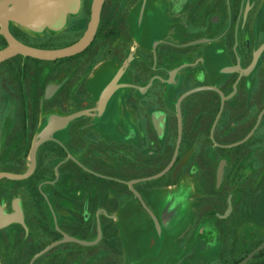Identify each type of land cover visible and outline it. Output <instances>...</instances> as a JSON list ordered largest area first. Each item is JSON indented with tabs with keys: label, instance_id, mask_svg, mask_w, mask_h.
<instances>
[{
	"label": "flooded vegetation",
	"instance_id": "1",
	"mask_svg": "<svg viewBox=\"0 0 264 264\" xmlns=\"http://www.w3.org/2000/svg\"><path fill=\"white\" fill-rule=\"evenodd\" d=\"M87 2L85 0L86 8ZM156 2L162 9L150 7L153 15L148 16V23H157L156 20L160 19L171 26V30L165 31V39L152 44V66L147 70L153 80L147 82L146 87H140L139 78L143 79L141 69L131 71L130 79L121 83V78L126 75V70L121 67L117 84L127 86L128 95L125 98L131 102L135 90L145 95L160 82L158 74H155L160 66L159 49L167 50L174 60L192 55L191 63L184 62L174 67L173 71L177 70L174 78H171L173 71L169 74L168 83L172 85L180 71L188 70V76L179 79L177 84L181 104V141L173 165L155 179L169 174V179L176 184L174 190L170 191L174 193L169 199L172 203H169L179 201L184 213L191 210L194 215L202 214L204 221L209 223L216 216L219 201L225 194H228L227 199L234 194L237 198L239 191L235 193L234 189L230 192L227 185L236 182L238 168L243 169L248 164L253 148L249 140L255 135L261 140L254 150L264 164V50L249 71L255 53L263 45L259 46L264 39V0ZM120 3L121 0L105 1L94 40L81 53L52 61L19 54L0 63L2 172L24 174L31 164L33 145L43 137L45 129L55 122L66 120L39 145L32 175L22 180H0V184L4 181L31 180L35 184L29 207L17 197L12 201V211H9L0 201L4 214L14 213V202L18 201L23 217V223L14 222L0 229V264H44L48 259L54 264H69L72 258L76 264L79 252L83 254L76 244H84V228L90 224L91 228L95 226L93 217L102 231L99 244L104 241L105 229L110 224L119 239L118 216L122 211L126 214L135 199L165 227L181 216L178 209L172 212L171 208H164L168 200L159 202L156 211L140 191L145 179L164 171L174 158L179 138L178 114L176 145L167 162L170 146L167 132L174 117L169 112L155 111L148 119L129 116L122 127L118 93L124 88L118 87L100 107V96L106 86L99 85L100 80H97L101 70L90 76L88 71L84 72V54L93 53L94 46L101 40L111 41L110 53H113L116 63L135 62L131 49L135 48L136 34L132 33L131 37V32L122 31L128 30L127 27L111 26L112 20L104 21L108 12L111 15L121 11ZM123 21L121 19V24ZM12 22L9 25L12 36L30 47L59 49L76 42L54 47L32 43L24 38L23 32L34 29ZM6 46V38L0 34V50ZM93 60L94 56L90 54L86 56L85 63ZM160 87L157 86L155 90H160ZM238 103L247 105V112L236 116L233 129L228 134L227 129L223 131L220 125L224 123L219 122L221 114L230 112L229 107L236 109ZM255 110H259L257 116ZM253 119L256 120L248 130ZM237 130L245 133L233 140L230 135L239 133ZM221 132L225 135H221ZM11 148L15 150L11 160L13 163H20L25 153H29L25 158L29 157V165L24 171L16 173L3 169V149ZM44 148L47 154L41 169V151ZM220 169L222 175L219 181ZM245 179L246 174L241 175L239 182ZM181 195L186 198L180 199ZM191 200L196 201L197 212L189 207ZM210 226L218 230L215 223H210ZM196 241L188 240L183 248H196ZM73 248L76 250L73 251ZM73 253L78 254L76 259L71 257ZM230 254L232 260V251Z\"/></svg>",
	"mask_w": 264,
	"mask_h": 264
},
{
	"label": "rangeland",
	"instance_id": "2",
	"mask_svg": "<svg viewBox=\"0 0 264 264\" xmlns=\"http://www.w3.org/2000/svg\"><path fill=\"white\" fill-rule=\"evenodd\" d=\"M87 1V8L85 7L84 1L82 15L70 18L71 23L60 24V27L56 31L53 30V25L43 26L31 31L26 29V32H23L25 34L24 38L29 42L49 47L66 46L77 41L82 37L90 19L89 4H91L92 0ZM157 3L156 0H121V11L111 15L108 12L107 17L104 19L105 22L112 20L111 26L119 25L121 27H127L128 30L124 29L122 31L126 33L131 32V37L133 36L132 33L136 34V40L133 43L135 48L134 50L131 49V53L135 57L134 63H116L113 60V53H110L111 41L101 40L94 46L93 53L89 52L84 54V72L88 71L90 76L94 72L101 70L97 80L109 83L122 67L126 70V75L121 78L122 83L130 79L129 73L131 71H140L142 69L143 74L141 75H143V79L141 80L138 77L140 80L138 85L140 87H146L147 82L153 80L152 74L147 70L152 66V44L155 41L165 39V31L167 29L171 30V26L163 23V20L160 19H155L157 23H148V16L153 15L149 8L157 6L162 9ZM121 19H124L123 24H121ZM262 44H264V39L260 41L259 46ZM98 49H101L100 52H98ZM90 54H93L94 60L86 64V56ZM158 54L160 60L158 64L160 66L155 74H158L160 82H157L155 86H161L160 90H155L156 87H154L149 89L145 95H141L137 89L135 90V97L129 102L125 98L128 95V90L126 88L121 89L118 93L120 95V122L122 127H124L129 116L133 119H139L141 117L148 119L153 111H169L172 117H174L173 124L170 126L169 137L167 138V142L171 147V151L169 152L170 160L177 140L176 104L179 97L177 84L179 79L188 76V70L180 71L178 78H176L177 80L172 85L168 83L169 74L175 66H180L184 62L191 63L193 57L192 55H185L176 57L174 60L167 53V50L163 51V49H159ZM119 65L120 67L118 68ZM246 106L244 103H238L236 109L229 107L230 112L225 111L221 114L219 122H224L220 124L224 129L223 131L227 129L226 132L228 134L232 131V127L237 119L236 116H239L242 112L246 113ZM4 107L7 109L5 103ZM10 109H12L11 106ZM258 111L255 110V116L258 115ZM124 117L126 118L124 119ZM255 120L253 119L251 124H249L248 130L251 129ZM227 127H230L231 130ZM237 131L239 133H235L236 136L233 133L230 135L233 140L245 133L242 130ZM217 133H220V131ZM223 134L225 135L224 132H221V135ZM216 137L221 139L218 134H216ZM37 138L38 136L36 135L35 139ZM260 140L258 135H255L253 139L251 138L249 140V143L253 146L252 150L257 148L258 141ZM262 144L264 145V139L262 140ZM252 150L250 151L252 155L250 154L246 167L243 169L237 167L239 170L238 180L232 182L231 185H227L229 188L228 191L232 192L234 189H236L235 193L239 191L237 198L234 194L231 198L227 199L228 194H225L226 196H223L222 200H217L221 203L217 208L216 216L210 220L211 222L207 223L204 221L205 217L202 214L199 215L196 213L194 215L191 210L184 213L181 202L179 201L170 204L172 202L169 199H171L174 193L170 191L174 190L176 184L172 183L168 174L158 179L143 181V185L140 186L143 189H140V191L144 193L145 201L148 200L152 205L151 207L155 208L156 211H158L157 205H159V202L168 200V204L164 208H171L172 212L178 209L179 213L181 212V216L174 219L172 225L165 227L154 214H151L152 212H149L148 209H143L135 199V201L133 200L132 208L127 209L126 214L122 211L123 213L120 215L119 239L117 232L113 230V225L110 224L105 229V237L102 243H98L101 239L99 237L101 231H99L98 237L94 242H91L94 240L93 234H88L89 236L84 237L87 244H76L79 249L83 250V254L81 255L79 252L78 256V254L73 253L71 257H75L76 259V256H78L76 264H226L227 260L230 261L231 259V251L233 258H241L264 237L262 224L264 223V164L259 160L256 150ZM14 153L15 150L12 148L10 150L3 149L2 167L4 170L19 173L28 167L29 157L26 160L25 158L29 153H25V158L20 163H13L11 160ZM46 154L47 150L45 148L42 149L40 159L41 169L44 167L45 163L43 159ZM41 169L39 171H42ZM241 169L243 172H240L242 171ZM245 174L246 179L243 182H239L240 176ZM34 186L35 184L32 180L27 182L4 181L0 184V201L2 200L5 203V207L9 211H12V201L17 197L23 200L26 207H29ZM260 190L263 192V195L260 194ZM182 197L186 198L183 195L179 198L183 199ZM195 202L191 200L189 207L195 208L194 212H197ZM229 202L232 205V210L229 216L224 218L229 207ZM197 205L199 206V204ZM210 223H215L218 230L212 229ZM196 224L197 226L193 227ZM198 229H200L199 233L197 232ZM202 233H204V237L207 240L204 243L202 241L205 238L201 236ZM201 238L204 240H200ZM193 239L197 240L194 244L196 248L192 247L194 248L192 249L187 246L183 248L187 245L188 240L192 241ZM75 250L73 248V251ZM179 251L181 252L179 253ZM50 260L48 259L44 264H54V262H49ZM75 261L72 258L69 264H74ZM247 264H264V254L254 259L252 258Z\"/></svg>",
	"mask_w": 264,
	"mask_h": 264
},
{
	"label": "water",
	"instance_id": "3",
	"mask_svg": "<svg viewBox=\"0 0 264 264\" xmlns=\"http://www.w3.org/2000/svg\"><path fill=\"white\" fill-rule=\"evenodd\" d=\"M106 0H93L91 4V15L90 20L87 25V29L84 32L83 36L76 41L75 43L59 48V49H40L35 47H30L18 41L16 38L12 36L9 30L10 21L19 23L23 26H39L43 24L47 19V14L51 8H54L56 5L62 2V0H0V34L4 35L7 40V46L0 50V63L4 62L7 59H10L16 55L22 54L26 56H30L33 58L41 59V60H57L64 57L73 56L79 54L86 50L94 40V37L97 33L99 23H100V15L102 6ZM264 50V45L260 47V49L255 53L253 62L249 67V71H251L259 58L260 53ZM177 70L171 73V78H174ZM121 73H118L110 85L105 89L100 106L103 107L104 102L110 96V94L118 88L116 85L117 80L120 78ZM178 116H179V138L177 149L175 151L174 158L171 164L159 174L147 178L145 180L155 179L159 176L165 174L169 168L175 162L176 156L178 154L179 145L181 141V114H180V103H178ZM66 120H61L53 123L48 126L43 134V137L35 142L33 148L31 150V164L28 170L24 174H12L2 172L0 169V180L3 178H10L14 180H22L28 178L35 170L36 167V152L39 145L46 140L47 135H49L54 129H56L59 125H62ZM0 150H1V123H0ZM219 181L221 180L222 170H219ZM14 210L15 212L12 214H4L3 209L0 208V229L8 226L11 223L19 222L23 223V217L21 212V207L18 201L14 202ZM232 205L229 202V207L224 215V218H227L231 213ZM101 237V233L100 236ZM74 240V239H69ZM87 244V242H84ZM90 244V243H88ZM264 249V243L255 249L252 253H250L247 257L243 259L239 264H247L258 252Z\"/></svg>",
	"mask_w": 264,
	"mask_h": 264
},
{
	"label": "crops",
	"instance_id": "4",
	"mask_svg": "<svg viewBox=\"0 0 264 264\" xmlns=\"http://www.w3.org/2000/svg\"><path fill=\"white\" fill-rule=\"evenodd\" d=\"M85 1V0H84ZM84 1L82 2V0H62L61 3H59L58 5H56L54 8H51L47 14V19L46 21L39 25V26H30L28 28H33V29H36V28H41L43 26H48V25H53L54 26V31H56L59 27H60V24H68V23H71L70 22V18H75V17H78L80 15H82L83 13V6H84ZM86 7V5H85ZM85 13V11H84ZM89 23V22H88ZM19 24V23H17ZM21 25V24H19ZM23 26V25H22ZM26 27V26H25ZM264 45V44H263ZM262 45V46H263ZM118 73H122V70H120ZM116 73V75L118 74ZM121 76V75H120ZM116 76L113 77V79L115 78ZM113 79L109 82V83H104L100 81V84L99 85H106L104 87V90L102 91L101 93V96H100V103H101V98H102V95L105 91V89L110 85V83L113 81ZM119 80V79H118ZM176 81V80H175ZM116 85L118 87H122V88H127V86H122L120 84H117L116 82ZM116 90V89H115ZM114 90V91H115ZM113 91V92H114ZM113 92L110 94V96L107 98V100L112 96ZM107 100L104 102V105L105 103L107 102ZM178 103H180V101L177 102L176 104V108H177V111L176 113L178 114ZM103 105V106H104ZM101 107V106H100ZM180 107H181V104H180ZM181 110V109H180ZM155 112V111H153ZM165 112H169V111H165ZM171 129V128H170ZM169 129V131H170ZM169 131L167 132L169 134ZM168 143V142H167ZM169 144V143H168ZM170 145V144H169ZM171 151V147L169 146V149H168V153H167V157H166V160L167 162H169V152ZM172 157V156H171ZM119 220H118V225H119V222H120V215L118 216ZM92 221L94 222L95 221V226L91 228V224L84 228V237L85 236H89L90 234H93L94 236V240H92L91 242H94L96 241L97 237H98V233L99 231H101V227L100 225L98 224V221L96 220L95 216L93 217ZM84 225L85 222H84ZM102 232V231H101ZM89 234V235H88ZM85 239V238H84ZM85 242V240H84Z\"/></svg>",
	"mask_w": 264,
	"mask_h": 264
},
{
	"label": "trees",
	"instance_id": "5",
	"mask_svg": "<svg viewBox=\"0 0 264 264\" xmlns=\"http://www.w3.org/2000/svg\"><path fill=\"white\" fill-rule=\"evenodd\" d=\"M89 7H90V4H89ZM102 30H103V29H102ZM102 30H101V31H102ZM260 194L263 195V192H262L261 190H260ZM262 224H263V231H264V223H262ZM201 236L204 237V233H202ZM255 236H256V235H255ZM204 238H205V237H204ZM205 239H206V238H205ZM238 241H239V239H238ZM240 241H241V240H240ZM263 243H264V237H263L259 242H257V243L253 246V248H252L249 252H247L244 256H242V257L239 258V259L233 258L232 260L228 261L227 264H239L241 261H243V259H244L245 257H247L250 253H252L255 249H257V248H258L259 246H261ZM261 254H264V249L261 250L260 252H258V253L253 257V259H254L255 257L261 255Z\"/></svg>",
	"mask_w": 264,
	"mask_h": 264
}]
</instances>
